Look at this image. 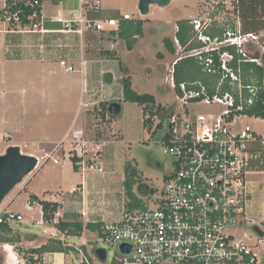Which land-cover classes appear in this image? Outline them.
<instances>
[{
  "label": "built area",
  "instance_id": "2783aa9c",
  "mask_svg": "<svg viewBox=\"0 0 264 264\" xmlns=\"http://www.w3.org/2000/svg\"><path fill=\"white\" fill-rule=\"evenodd\" d=\"M44 2L0 0V27L13 33L83 36L88 31L118 30L121 20L133 19L131 13H123L121 19L91 18L82 6L69 18H52L63 23L61 29H47L43 24ZM93 8L100 9V1ZM211 21L191 20L194 36L190 43L197 42L198 46L188 49L175 37L176 50L183 54L172 60L166 78L174 92L172 103L154 113L143 110V123L150 137L165 127V117L170 119L160 142L164 152L171 155L174 170L165 179L161 198L146 208L124 207L119 220L101 224L102 241L118 247L122 264H258L260 252L264 251V137L241 121L256 117L248 109L264 93V78L254 76L249 80L242 68L243 62L264 66V52L249 50L253 43L261 44V34L243 32L238 21L239 29L213 37L207 33ZM230 47L235 48V53ZM44 48L41 44L40 49ZM186 57L199 61L209 77L206 81H176V65ZM59 63L66 72L79 70L66 59ZM120 78L118 101L122 102L124 84ZM8 139V134L0 130V154L9 147ZM69 141L78 153L76 144L81 146L80 156L88 149L89 142L81 132L76 131ZM77 164L83 165L81 160ZM259 200L263 207L257 210ZM7 207L0 208V223H43ZM59 219L56 211L47 223L56 224ZM246 226L255 229L254 236L236 234ZM121 243L132 246L130 253L119 250ZM78 250L84 264H93L82 249Z\"/></svg>",
  "mask_w": 264,
  "mask_h": 264
},
{
  "label": "rangeland",
  "instance_id": "374dc122",
  "mask_svg": "<svg viewBox=\"0 0 264 264\" xmlns=\"http://www.w3.org/2000/svg\"><path fill=\"white\" fill-rule=\"evenodd\" d=\"M114 4L117 5L115 2ZM118 5L121 6L122 11L127 8L145 20L144 35L138 41L137 50L131 51L127 50L126 43L119 39L117 34L112 36L108 33L99 39V45L103 48L101 55H106L109 50L106 46L111 49L117 46L116 49L109 51L108 55L111 52L119 54L118 61L133 73L135 88L141 93L155 95L157 103L162 106L170 104L169 102L172 103L174 92L166 78L170 74L169 68L172 60L183 54L178 50L176 53H171L164 42V39L168 37L175 43L178 20L189 16L191 20L199 19L205 23L211 19V27L224 28L226 31L237 30L239 29L238 21L240 25L242 23L240 14L236 10V0H227V4L224 0H172L167 6L152 4L147 15H142L137 8L134 9V4L130 0H119ZM112 15L117 16L116 13ZM0 29L3 28L0 27ZM259 33L261 44L253 43L252 48L248 45L251 52L255 50L264 52L262 46L264 45V30ZM2 37L0 33V56L3 58L5 50ZM109 40L115 42L114 46L111 47ZM175 47L177 48L176 45ZM107 57L111 58V56ZM2 58L0 59V130L8 134L9 146L19 145L23 153L36 155L39 158V166L43 163L45 166L36 178H33L35 169L15 186L0 204V208L8 205L7 210L22 212L27 219L39 220L42 217V208L40 202L32 203L30 199L32 192L38 193L43 198V196L50 197L58 192L65 194L75 186L73 189L79 193L82 185L77 184L88 180L86 178L88 167L92 166V169L98 172L99 167L102 166L104 170L103 173L101 171L102 174H109L108 171L113 169L114 174L110 175L111 178L117 175L119 177L124 173V163L127 159L133 160L140 172V178L134 186V191L140 196H146L141 191L140 185L147 184L153 187L155 192L149 197L146 196L145 199L152 206L156 204L153 202L161 198L167 175L174 170L172 157L164 152V147L160 142L169 124V117L164 119L165 127H160L150 137L149 131L143 124L142 109L145 105L122 101V113L112 117L108 109L106 110L111 102L119 100L117 88L95 93L69 87L66 93H58L55 89L65 84L76 85L75 79H78L76 71L62 73L65 70L58 65L55 68L57 74L51 79L44 80L42 76L38 77L33 72L31 73L23 64L21 68L15 70V60L2 65ZM40 84H45L53 96H58H48V100H42L43 97L39 93L34 94L33 89ZM24 88L28 89L29 93H22ZM241 121L250 124L253 130L264 137V118H242ZM76 131L81 132L83 139L89 142L88 149L82 156L76 153L77 151L73 149L75 145L73 146L69 141L74 139ZM45 138L48 139L47 142ZM64 139L66 142H62ZM43 145L47 146V150L41 152L39 149ZM56 149L57 152L53 153ZM5 151L6 149H3L4 153ZM73 155L78 156L83 163L80 169L78 164L77 168L74 167L71 159ZM55 159L59 161L55 163ZM99 173L95 176L96 180L102 178V174ZM55 177H60L61 182L51 183ZM115 188L126 192L125 179ZM122 195L119 192V200L122 199ZM262 207L261 200L257 201L255 209ZM55 225L52 222L43 225L36 222L14 223L12 228L15 233L24 236L27 240L31 239L32 243L17 245L0 243V264H8L7 247H10L14 257L16 253L18 264H33L27 261L32 257L29 248L48 241L51 230L45 232L42 229ZM236 232L237 235H244V233L255 235V229L252 226L240 227ZM95 240L96 243L91 242V244L95 243L93 252H86L93 264H109L119 256L117 246L107 245L98 235ZM70 243L76 249H82L83 253L84 246L86 249L90 247L89 242L84 245L74 241ZM31 244L35 245L31 246ZM97 250H105L106 258L102 259ZM77 253L82 257V252L77 249L72 252V258L75 259L76 264H83L79 261L80 257ZM35 261L38 260L33 262ZM258 264H264V251L260 252Z\"/></svg>",
  "mask_w": 264,
  "mask_h": 264
},
{
  "label": "crops",
  "instance_id": "0c3cea01",
  "mask_svg": "<svg viewBox=\"0 0 264 264\" xmlns=\"http://www.w3.org/2000/svg\"><path fill=\"white\" fill-rule=\"evenodd\" d=\"M96 1H100V9L98 10L93 8ZM118 1L119 0H57V1L45 0L43 5V17H44L43 24L44 27L47 29H61L63 23L58 21H52V18L54 17H60L63 19L69 18L73 11L79 10L82 6L85 7V12L91 18L121 19L122 13H131L133 15V18H140V15L136 14L135 12L127 8L122 7L125 9V11H122L121 6L118 5ZM114 2L117 3V5L114 4ZM130 2L134 4L133 6L134 9L135 8L139 9L138 7L139 0H130ZM115 13L117 14V16L114 17L112 14ZM144 29H145V23H144ZM114 31L116 30L109 29L102 32L88 31L83 36H81L79 34L62 33V32H48L44 35L38 33H27V32L13 33L0 29V33L3 35L2 45L5 50L4 57L2 58V56H0V59L2 58L3 60L1 61V63L2 65H6L7 62L15 60V70L17 68H21L20 66H22L21 64H23L24 67H26V69H28L31 73L33 72V74H35L38 77L42 76L43 79L46 80L47 78L51 79V77L57 74L55 68L56 66L60 65L59 61L61 59L68 60L69 63L74 64L76 68L79 69L78 71L75 72L78 74V79H75L77 81L76 85L69 86L68 84H65L64 86L59 87V89H55L56 92L58 93H66L67 88L69 87L73 88L74 90L75 88H79L80 91L86 90L88 92H95V93L105 92L111 88L118 89L119 83L121 81L120 77L127 75L131 76L132 86L136 91H138L133 84L132 71L129 72L127 66H123L118 61L119 54L117 55L111 52V54L108 55L109 51L116 49L117 46L113 47L112 49L106 46V49L109 50H107L106 55H101V50L103 48H101V46L99 45L100 42L99 39L102 36H106L108 33L111 34L112 36L116 35L114 34ZM140 38L141 37H139V39ZM122 41L125 42L124 40ZM138 41L132 49H129L126 45L127 50H131V51L137 50L136 47ZM108 42H111L110 44L111 47L114 46L115 43L114 41L109 40ZM41 44L45 46L43 51L40 49ZM107 56H111V58L109 59ZM6 58H8V60ZM103 70L105 71V73H102ZM62 73H68V72L62 71ZM33 89H34V94L39 93L43 97L41 99L44 101L48 100V96L50 97L53 96L51 94V90L48 89L45 84L36 85ZM138 92L141 93L140 91ZM22 93L27 94L29 93V91L28 89L24 88ZM57 96H53V97H57ZM143 110L144 108L142 109V113ZM44 140L45 142L48 141V139L46 138ZM76 147L79 150V153L78 152L76 153L80 155L81 146L79 144L78 145L76 144ZM46 150H47V146L44 145L40 146L39 151L43 152ZM55 152H57V149L53 151V153ZM128 160L131 159H127L125 161L124 173H122L119 177L117 175L116 177L111 178L110 175L114 174L113 169L108 171L109 174H102L104 170H102L101 173L100 167L98 172H95L92 169V166L88 167L87 168L88 170H86L87 171L86 178L88 180L87 181L83 180V182L77 184V185H82L81 186L82 191H80L79 193L71 192V190L75 187L74 186L68 192H65V194H63L64 192L62 193L58 192L54 195H51L50 197L43 196L42 198L38 193L32 192L31 195L33 196V198L30 195V199L32 200L33 204L35 201L40 202L41 200L57 203L58 204L57 212H59L60 218L66 221L80 220L84 222L85 225L89 223L101 225L104 221H117L120 219L124 207H128L131 209L140 208L136 202H131L130 199L127 198L126 192H124L123 190L122 191L117 190L115 188V186L118 183L126 179L125 164ZM44 166L45 164L43 163L36 168V172L33 178H36L39 175L40 170ZM80 167L81 166H79V169ZM97 173L102 174L101 175L102 178L96 180L97 177L95 176H97ZM83 175L84 174L82 172V177ZM60 182H61V178L55 177L51 183L57 184ZM140 189L148 197L155 192V189L147 184L140 185ZM48 191L51 192L50 189H48ZM119 192L123 194L121 200H119L120 197ZM136 195L141 201H143L145 205L147 206L150 205V202L147 201V199H145L146 196H140L137 193ZM38 221L40 222L43 221V223L36 222L37 224L43 225L47 223V220H45L43 217V210H42V217ZM42 230L45 232L46 230L47 231L51 230L50 238L62 239L63 241L66 242V244H69L71 246L73 245L70 243V241L72 242L74 241L75 243L82 245L87 244L89 242L90 245L89 249H86V247L84 246V253L86 256H87L86 252L87 253L93 252L96 243L95 239L97 235L100 236V231L98 229L93 230L89 228H86L80 235H74V236L66 235L65 233L60 231V229H58L56 225L50 228L45 227ZM36 231H38V229ZM92 241H94L95 243L91 244ZM24 243H32V240L31 239L27 240L24 238V236L21 235V242L19 244H24ZM34 245L31 244V246ZM39 246H35V247H39ZM77 249H75V251ZM8 252H9L7 256L8 264H12V263L18 264V258L14 257L10 253L12 252V250L10 249L8 250ZM72 252L73 251H70L69 253L45 252L44 254H42V256L34 254V258L37 259L38 261L33 262V264H37V263L38 264H74V263L76 264L75 259H73L71 256ZM97 252L101 255L105 253V255L107 256L105 250H103L102 252L101 250H97ZM77 256L80 257L79 261L82 262L83 255L81 257L80 254L77 253Z\"/></svg>",
  "mask_w": 264,
  "mask_h": 264
},
{
  "label": "trees",
  "instance_id": "16d2710c",
  "mask_svg": "<svg viewBox=\"0 0 264 264\" xmlns=\"http://www.w3.org/2000/svg\"><path fill=\"white\" fill-rule=\"evenodd\" d=\"M236 10L240 14L243 32L259 33L264 30V0H238ZM28 11L29 9H26V12ZM24 20H26V18ZM144 23L145 20L141 18L121 20L120 27L118 30L114 31V34H117L120 39L124 40L129 49H132L137 43L139 37L144 35ZM177 25L178 30L176 32V37L183 46H188V49H191L192 47L199 45L197 42L190 43L194 36V27L191 23V19L182 18L178 20ZM225 31L226 29L224 28L210 27L207 30V33L213 37H223ZM164 42L167 49L171 53H176L175 43L171 38H165ZM230 50L235 53L234 47H230ZM256 55L259 56L260 51H257ZM242 68L244 75L249 80H251L254 76H257L261 80L264 78V66L262 65H258L254 62H243ZM175 78L179 83L194 79H203L206 81L209 77L202 71V66L196 58L186 57L181 59L176 65ZM122 82L124 84L123 101L145 105L144 109L151 110L153 113L156 109L158 111L162 109L163 106L162 104L157 103L155 95L150 93H139L133 88L131 76H123ZM107 109L108 108H106V110ZM248 112L256 117L264 118V93L260 94L258 101L254 106L248 109ZM155 133L156 132H154L153 135ZM71 159L74 162V167H76L77 162L80 161L79 157L73 155ZM125 173L127 198L130 199L131 202H136L140 208H146L147 205H145L143 201L138 198L134 191V186L140 178V172L133 160H128L126 162ZM31 197L33 198L32 195ZM40 204L42 205L44 219L47 221L52 220L55 217L58 204L46 200H41ZM56 227L66 235H80L86 228L93 230L98 229L101 235V225L92 223L85 225L84 222L80 220L66 221L60 218L58 223H56ZM20 242L21 236L15 233L12 226L7 223H0V243H11L17 245ZM75 249L76 248L74 246L66 244V242L62 239L50 238L46 243L40 245L39 247L29 248L32 257L28 258L27 261L28 263H33L34 260H37L33 258L34 254L42 256L45 252L69 253L70 251H75ZM102 251L103 250H101V252ZM110 264H122V261L119 260L118 257H115Z\"/></svg>",
  "mask_w": 264,
  "mask_h": 264
},
{
  "label": "water",
  "instance_id": "95a60500",
  "mask_svg": "<svg viewBox=\"0 0 264 264\" xmlns=\"http://www.w3.org/2000/svg\"><path fill=\"white\" fill-rule=\"evenodd\" d=\"M171 1L139 0L138 7L142 15H147L152 4L167 6ZM122 110L123 106L120 101L111 102L108 106V111L112 116L120 115ZM38 166L39 158L36 155L23 153L19 145L9 146L5 153L0 154V204L13 188L20 184ZM119 250L123 254H127L132 250V246L127 243H121ZM101 258H106L105 253L101 255Z\"/></svg>",
  "mask_w": 264,
  "mask_h": 264
},
{
  "label": "bare ground",
  "instance_id": "6f19581e",
  "mask_svg": "<svg viewBox=\"0 0 264 264\" xmlns=\"http://www.w3.org/2000/svg\"><path fill=\"white\" fill-rule=\"evenodd\" d=\"M7 250H10L9 247H7ZM10 253H11V252H10ZM10 256H12V255H10ZM12 264H15V263H12Z\"/></svg>",
  "mask_w": 264,
  "mask_h": 264
}]
</instances>
